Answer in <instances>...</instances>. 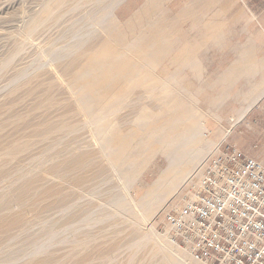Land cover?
I'll list each match as a JSON object with an SVG mask.
<instances>
[{
	"label": "rangeland",
	"instance_id": "1",
	"mask_svg": "<svg viewBox=\"0 0 264 264\" xmlns=\"http://www.w3.org/2000/svg\"><path fill=\"white\" fill-rule=\"evenodd\" d=\"M81 1L67 0L57 5L48 17L41 11L46 0H0V218L16 212L21 215L20 221L0 236V264H209L193 259L188 249L173 244L161 219L170 204L198 180L212 155L225 146L215 134L214 126L206 129L205 117L225 122L224 135L233 123L231 119L236 120L243 112L251 94L238 93L237 105L226 102L229 97H235L237 90L230 93L220 89L226 99L216 103L212 100L215 92L207 94L211 102L203 100L197 87L188 92L182 84V76L190 67L181 64L180 70H176L174 54L183 46L181 43H190L194 53L197 50V59L210 60L205 63L207 75H219L229 64L224 59L231 55L262 52V37L258 46L256 42L252 45L247 36L252 25L255 30L258 28L260 16L243 10L196 13L199 23L194 25L183 19L178 30L170 31L181 45L151 69L152 79L138 73L133 81L125 83L130 94L121 104L108 103L104 109L108 116L102 118L101 112L84 113L80 109L60 76L62 64L80 36L97 30L94 24L103 18L104 13L99 12L104 4L110 5L106 10L114 12L123 24L147 0ZM221 2L222 9H229L235 0ZM216 4L218 1L212 3ZM168 5L169 0H163L159 6L160 23L179 14L170 12ZM238 5H242L241 0ZM33 20L42 24L29 28ZM211 22L216 23L215 33L205 29ZM148 23L140 18L136 24L140 28L127 33L126 43L140 30L153 32L151 28L155 26L149 27ZM212 55H217L216 62L212 61ZM198 67L206 70L204 61ZM189 70L198 73L197 67ZM167 94L174 96L173 102H169ZM182 102L199 111L198 114L191 111L187 118L194 121L186 118L185 123L193 128L197 122L196 127L207 130L196 159L200 160V167L182 187L159 197L164 200L161 209L146 217L137 203L164 169L167 158L158 153L140 171L134 168L144 138L140 113L155 107L158 114L163 111L168 115L165 108L172 103L180 106ZM153 116L158 118L157 114ZM39 124L41 130H34ZM117 138L126 141L127 148L112 163L106 148ZM242 140L248 144L244 136ZM10 147H16V151L3 156ZM209 147L213 151L204 157ZM76 155H86L91 167L79 182L64 167ZM52 167L57 168L54 171ZM95 167L102 171L96 172ZM23 186L28 190L27 197L18 200L15 195Z\"/></svg>",
	"mask_w": 264,
	"mask_h": 264
},
{
	"label": "bare ground",
	"instance_id": "2",
	"mask_svg": "<svg viewBox=\"0 0 264 264\" xmlns=\"http://www.w3.org/2000/svg\"><path fill=\"white\" fill-rule=\"evenodd\" d=\"M63 1L64 0H46L41 10L43 11L42 13L47 14L49 17V13L52 12L57 5H63L67 0L62 4ZM162 1L163 0H147L137 13L123 24L120 23V18L114 12H108V10H106L107 7L110 6L108 3L104 5L101 4L103 5L101 8L103 11L100 10L101 12L99 13H101V15L104 13V15L103 18L101 16V20L98 18V21L100 20L99 22L94 24L97 30L94 29L80 36L74 49L67 53L68 57L65 63L62 64L63 66L60 71V76H62L67 87L74 94L75 102L84 113L98 111L102 113V118L107 117L108 115L105 114L106 111L104 110L106 109V105L110 102L121 104L125 101L128 93L130 94L131 91H127V87L124 86L125 83L129 84L138 73H143L146 78L152 79L151 69L166 60L168 58L167 56H170L171 52H174L173 50L177 49L181 44L183 45L181 49H178L174 54L176 57L175 60H173L175 61L174 63L177 64L175 69L180 70L181 64H186L187 67L189 66L190 68H195L197 66L198 61L195 55L197 50L194 49V53L190 43L177 42L173 34L171 35L170 33V31L173 32L179 29L183 19H187L190 25L199 23V17L194 16L196 13L200 14L198 11L194 10L197 8V2L191 5L187 4V7H190L184 8L185 10L182 9L183 11L181 10L178 15L168 17L165 22L162 21L163 23H160L159 12L161 9H159V6ZM80 2L82 1L80 0ZM42 16L43 15H41V17ZM140 18L146 19V21L149 22V27L155 26L151 28L153 32L149 30H140L141 32L139 34L131 35L130 38L132 40L130 43H126L127 33L132 32L134 28H140L139 25H136ZM38 20L41 19L38 18ZM38 20L31 21L29 28L32 26L35 27V25L41 23ZM41 21H43V19ZM212 23L213 22H211L210 26H207L211 29L207 30L211 31L214 29ZM193 28L194 27H192V29ZM166 97L170 103L173 102L174 96L172 97L170 94H167ZM220 97L223 99L225 95H220ZM110 98H113L112 101L109 100ZM181 104L180 106H175V103H172L171 106L165 108L168 115L160 110L158 114L155 107H151L148 111L140 113L141 121L139 125L142 127L144 134L142 132L140 133L144 135V138L141 139V142L139 141L140 145L137 143L141 148H138L137 144L135 145L141 151L138 160L134 157L136 158V161H134L136 163L134 164L133 162L134 168L140 171L149 159L153 158V156L158 153L164 154L167 158L166 166L137 203L146 217L155 215L161 209L164 200H160L159 197L162 198V196L168 194L173 188L182 187L192 173L194 174L200 167V160H198V162L196 159L202 151L201 146L205 143L204 136H206L205 132L207 130H205L203 126L196 127V120L195 125L194 123L192 124L194 127L190 128L189 124L185 123V119L191 114V111H194L193 114H198V108L190 109L187 104L184 105V102ZM246 110L247 109L243 110L236 120L231 119L233 121L232 125L239 121V118L243 116ZM154 114H157L158 118H155V116H153ZM193 121L191 120V122ZM63 124L64 123L61 125ZM41 128L42 124H39L34 127V130L36 129L39 131ZM60 130L62 129L60 128ZM229 131L230 129H228L224 135L228 134ZM125 142L126 141L123 139L117 138L113 145H107L106 149L109 151L107 155L112 163H116V161L120 159L126 147ZM217 145H215L214 149ZM15 148L16 147H10L3 153V156L11 155L13 151H16ZM209 149L210 147L208 150ZM208 150L204 157L213 151V149L209 150V152ZM87 161L88 158L86 155H76L67 160L64 167L67 171L74 173L75 181L79 182L82 176L87 173V170L91 168ZM130 162H132V160ZM52 168L55 171L57 167ZM95 168L96 172L102 171L101 168ZM26 186H23V188L16 193V199L23 200L27 197L28 190ZM20 219L21 215L19 212L2 216L0 218V236L14 227ZM35 264L40 263L36 262Z\"/></svg>",
	"mask_w": 264,
	"mask_h": 264
},
{
	"label": "built area",
	"instance_id": "3",
	"mask_svg": "<svg viewBox=\"0 0 264 264\" xmlns=\"http://www.w3.org/2000/svg\"><path fill=\"white\" fill-rule=\"evenodd\" d=\"M161 223L195 260L264 264V165L235 146L219 148Z\"/></svg>",
	"mask_w": 264,
	"mask_h": 264
},
{
	"label": "crops",
	"instance_id": "4",
	"mask_svg": "<svg viewBox=\"0 0 264 264\" xmlns=\"http://www.w3.org/2000/svg\"><path fill=\"white\" fill-rule=\"evenodd\" d=\"M216 1H218V4L212 5V3H215ZM193 2H197L196 7L198 13L200 14H202L203 12L238 13L243 12L244 10L245 13L257 14L260 16L258 28L255 30L252 25L251 29H247V36L249 37L252 45L254 44V42H256V45L258 46V39L259 37H262L263 43L260 44L262 51L261 53L256 52L244 55H231L228 60L224 59L225 61L229 62V64L225 66L224 70H222L219 75L214 74L210 76L207 75V65L205 64L210 60L205 58H198V63L204 61V68L206 70H199L200 67H198V64L196 66L198 73L193 70L190 71L189 68L184 72L182 76V84H185L184 86L187 87L188 92L197 87L198 93L203 94V100H208L210 102L211 100L209 99L207 94L215 92L212 97L214 103L222 100L220 95L224 94L219 91L220 89H226L230 93L237 90L235 97L231 96L228 98V100H226V102L235 103V105H237V103L239 102V99L236 97L238 93H250L251 97L248 96L247 100L245 101V104H247L244 108V110L247 109L245 114L239 119L236 124L230 125V131L228 135L224 136L222 134V127L227 126V124L222 120L211 121L210 119H206L205 117L204 124L206 129L208 130L213 129L214 126L215 134L219 137V139H221L222 137L224 138H222V141L225 142V145L237 147L245 155L260 161L264 165V0H241L242 5H238L239 0H235L234 4L231 5L229 9H222L223 7L221 4V0H196L191 1V3H189V1L187 0H169L168 9L170 10V12L176 11L177 13H179L182 9H186L187 4L191 5L193 4ZM210 25L211 23H208L205 29H211L210 27H207ZM212 25V27L214 28L213 31L215 33L216 23L213 22ZM212 56V61L216 62L217 55ZM219 57L222 58V54H220ZM242 61H246L248 63L251 62V64H239V62ZM196 67L192 69L196 70ZM243 69H245V74ZM238 88L242 89L239 90ZM237 112L238 110L234 115L235 117L237 116ZM242 136L247 139L248 144L242 143Z\"/></svg>",
	"mask_w": 264,
	"mask_h": 264
}]
</instances>
